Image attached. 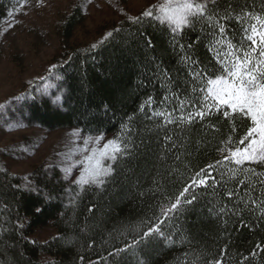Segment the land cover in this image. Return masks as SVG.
<instances>
[{"label":"trees","instance_id":"obj_1","mask_svg":"<svg viewBox=\"0 0 264 264\" xmlns=\"http://www.w3.org/2000/svg\"><path fill=\"white\" fill-rule=\"evenodd\" d=\"M30 1L0 0V50L9 13ZM85 1L57 22L42 71L0 98V141L5 132L69 127L127 147L108 161L103 185L81 191L56 164L11 170L39 138L0 144V264H264V163L225 159L246 146L250 121L215 107L195 117L207 104L191 74H219L217 55L224 59L229 45L250 50L252 26L257 41L264 31V0H215L211 18H195L178 35L142 17L144 9L80 39Z\"/></svg>","mask_w":264,"mask_h":264},{"label":"snow or ice","instance_id":"obj_2","mask_svg":"<svg viewBox=\"0 0 264 264\" xmlns=\"http://www.w3.org/2000/svg\"><path fill=\"white\" fill-rule=\"evenodd\" d=\"M209 3L214 4L215 0H163L162 3L147 8L141 15L156 19L161 25H166L174 35H178L195 18L206 16L211 18L208 12ZM9 16H13V12H10ZM139 19V17L136 18V21L138 22ZM260 24L264 25V21H260ZM225 31V27L221 26L220 32L223 34ZM252 33L253 35L246 36V39L251 41L250 50L240 48L233 51V46L229 45L230 50L225 54L224 59L217 55V62L221 64L222 69L219 74H209L203 68L191 73L194 80L200 81L199 91L204 93V101L207 104V113L203 110L197 111L194 114L195 117L203 119L215 107L217 111L223 109L226 118L235 119L239 116L250 121L245 137L240 140V144H246V146L237 147L235 150L229 149V155L225 157L226 160L230 159L237 166L243 165L245 162L264 163V31L258 33V41L254 38L257 35L255 25L252 26ZM107 35L110 36L111 33ZM92 47L95 48L96 45ZM185 59L188 60L190 57H185ZM196 63L198 62H193V67ZM194 116L193 114L188 115L189 123L192 122ZM183 119L184 117L181 115V120L183 121ZM71 135L79 138L81 130H74ZM103 140V135H98L95 138L91 135L85 137L82 148L76 150L79 151L82 158L63 169L67 177L72 174L76 164L82 165L80 173L74 181L81 191L85 186L103 185L105 178L112 173L111 165H106L105 161H115L118 154H122L127 147L122 144L119 137L107 140L102 147H99ZM73 154L70 151L68 158L71 159ZM201 171L203 172V170ZM232 172L235 176L236 170H232ZM197 175L199 176L200 173ZM193 183L197 182L193 181ZM199 183L204 184L205 181L199 180ZM241 183L243 182L241 181ZM184 191L187 192L188 189L186 188ZM228 195L231 196L233 193L229 192ZM183 196L184 192H181L180 197ZM180 197H177L176 202L171 205L168 211L177 209L181 203ZM183 202L192 203L187 198ZM36 211L39 212L40 209L37 208ZM153 230L150 229L149 232ZM147 235L149 233H145V236ZM214 264H221V262L216 261Z\"/></svg>","mask_w":264,"mask_h":264},{"label":"rangeland","instance_id":"obj_3","mask_svg":"<svg viewBox=\"0 0 264 264\" xmlns=\"http://www.w3.org/2000/svg\"><path fill=\"white\" fill-rule=\"evenodd\" d=\"M76 0H31L19 12L10 17L3 30L4 45L0 50V98L10 92L17 80L30 79L40 73L44 64L53 56L56 48L55 26ZM85 21L81 29H77V38L84 39L95 27L105 22L116 20L124 13L133 15L163 0H86ZM12 26L9 27L8 25ZM102 30V29H100ZM103 31V30H102ZM47 84L45 88L50 89ZM76 128H61L51 132H43L40 128L22 129L5 132L0 144L19 139L22 136H33L41 142L32 153L26 152V158L12 161L11 170L26 172L32 162H44L58 165L62 170L74 164L82 157L77 149L82 148L83 139L89 135L73 137ZM103 135L99 147L111 138L104 134H92L95 138ZM91 147V146H90ZM73 152L71 159L68 153ZM109 165L108 161H105ZM82 165L76 164L69 176L73 180L80 173ZM65 173V172H64ZM66 175V173H65Z\"/></svg>","mask_w":264,"mask_h":264}]
</instances>
